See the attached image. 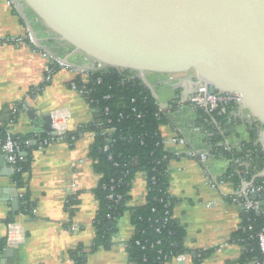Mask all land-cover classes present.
Segmentation results:
<instances>
[{"label":"crops","instance_id":"1","mask_svg":"<svg viewBox=\"0 0 264 264\" xmlns=\"http://www.w3.org/2000/svg\"><path fill=\"white\" fill-rule=\"evenodd\" d=\"M13 1L9 6L6 0H0V38L23 34L28 28L43 49L85 69L95 66L93 59L44 27L22 1ZM43 63L40 53L30 43L0 42V121L6 120L12 105L24 100L25 109L19 112L10 129L13 134L27 135L24 140L27 148L19 151L27 167L22 187L15 185L12 167L0 150V246L4 245L0 250V264H73L68 251L78 246L87 252L85 264H134L125 243L134 230L128 211L118 222L112 245L90 251L95 237L92 221L98 208L93 190L99 179L88 155L93 133H80L72 144L65 139L44 147L38 144L41 134L49 132L45 131L44 117L52 111L64 116L69 133L76 132L95 117L86 98L69 88L75 74L68 70H58L38 93L30 92L42 84ZM141 76L167 119L161 126L165 147L181 152L189 147L209 150L207 124L198 109L186 101L193 90V73L174 74L171 80L164 73L146 72ZM226 123L224 137L233 148L248 140V130L243 123L229 117ZM175 135L186 137L188 145L170 142ZM228 165L229 160L216 156L205 164L185 155L169 161L168 191L174 200L172 219L183 231L182 246L186 251L182 252L184 261L171 258L165 264H195L193 251L198 250L207 253L200 264H250L240 261L243 248L232 238L240 226L239 209L229 199L234 185L225 180L213 189L204 182L206 175L219 179ZM22 192L32 203L27 216L18 212ZM144 195V176L139 172L128 205L142 204ZM71 196L75 204L69 214L65 205ZM14 198L18 199L16 211L11 202ZM11 214L23 225L25 240L11 252L4 253ZM71 223L78 229L69 231Z\"/></svg>","mask_w":264,"mask_h":264},{"label":"trees","instance_id":"2","mask_svg":"<svg viewBox=\"0 0 264 264\" xmlns=\"http://www.w3.org/2000/svg\"><path fill=\"white\" fill-rule=\"evenodd\" d=\"M99 82H96L97 79ZM75 80L79 83V77ZM89 95L86 100L94 109V119L80 127L76 132H67L65 140L70 144L83 132H93V140L89 147V157L94 171L99 175L98 184L93 190L98 208L93 218L95 237L90 251L108 248L112 245L113 236L118 232V222L125 212H129L133 225V235L128 240L126 250L134 264H165L171 256L182 253L183 231L174 222L172 216L173 198L170 196L168 163L177 158L165 147L161 126L167 123L163 113L158 112V105L149 88L137 77V72L117 69L115 73L110 67H103L90 75ZM108 95L106 98L105 96ZM203 121L209 116L198 110ZM5 121H0V139L9 132L19 141L17 152L20 173H13L17 187L25 184L26 164L20 159L19 151L27 148L24 140L27 135L13 134L10 125V114ZM230 108L220 110V115L213 117L222 125L228 120ZM18 116V115H17ZM211 135L208 143L211 153L216 157L231 160V165L222 178L231 181L234 188H239L241 179L251 180L252 176L264 170V153L260 150L256 127H248V141H243L239 150L226 149L219 142L224 134H220L207 125ZM46 133H42L44 137ZM74 136V140H71ZM39 141V139H38ZM106 146V148H105ZM242 159L243 165L236 166L233 160ZM241 170L238 173L237 170ZM141 172L145 182V196L142 204L129 206L133 180ZM255 185L264 183V176L254 177ZM264 196V190L259 194ZM19 213L29 214L32 203L27 194L19 197ZM74 196L66 201V211L73 212ZM243 214V213H242ZM170 218L165 221V218ZM13 220V214L8 218ZM254 232L264 228V211L251 213ZM232 238L242 246L240 261L253 264L259 258V250L254 239H247L240 230L233 233ZM138 242V243H137ZM4 245L0 246V250ZM73 264H85L87 252L82 246L68 251ZM207 253L204 250L193 251L195 264Z\"/></svg>","mask_w":264,"mask_h":264},{"label":"water","instance_id":"3","mask_svg":"<svg viewBox=\"0 0 264 264\" xmlns=\"http://www.w3.org/2000/svg\"><path fill=\"white\" fill-rule=\"evenodd\" d=\"M20 1L60 40L113 73L191 72L192 89L204 82L212 93H237L262 125L264 143V0ZM44 120L52 131L50 115ZM11 202L18 210V199Z\"/></svg>","mask_w":264,"mask_h":264},{"label":"built area","instance_id":"4","mask_svg":"<svg viewBox=\"0 0 264 264\" xmlns=\"http://www.w3.org/2000/svg\"><path fill=\"white\" fill-rule=\"evenodd\" d=\"M13 3H14L13 0H6V4L9 6L13 5ZM0 42H5L9 44L27 42L33 45L35 50L38 53H40V56L44 60V63L41 67L42 84L30 91L34 94L38 93L43 86H46V84H48L51 81L52 77L58 70L63 69V70H68L75 74V77L69 81V88L77 92L84 98H86L89 95V91H90V89L88 88L90 75L93 72L103 67H106L97 62L94 67L89 69H85L81 66L73 64L69 62L66 58L59 56L55 53H52L46 49H43L41 45L37 42L36 36L34 35L33 31L28 28L24 31L23 34L2 37L0 38ZM168 75L171 80L174 74H168ZM76 77H79V83L77 80H75ZM137 77L140 78L141 82L148 87L146 80L141 75H138L137 73ZM99 81L100 79L98 78L96 82ZM209 88L210 86L208 84L201 82L199 85L194 87L192 93L187 97L186 101L189 102V104H191L194 108L205 112L209 116V120H207V125L222 135L224 134L223 125L220 122L216 121L213 116L215 114L220 115V110H224L229 107L230 113L228 117L231 120H235L243 123L247 127V130L248 127H252V126L256 127L258 134L257 141L260 145L261 152L264 153V143L262 141L263 127L260 124V122L252 115V113L243 105L240 96L237 93L222 92L217 90L212 93L210 92ZM105 97L107 98L108 95H106ZM157 105H158V112L163 113L160 105L158 103ZM24 109H25V103L24 100L22 99L17 101L14 105H12V107L10 108V112H11L10 114L12 116L10 122H13V118L17 117L19 112ZM49 115L51 119L50 125L52 131L46 132V135L44 137L39 138L38 144L40 147H44L50 143L63 140L68 132L66 129V125L64 123V116L62 117L57 111H52ZM225 124L227 125V123H224V125ZM209 135H211L210 132L208 133V136ZM70 139L74 140V136H71ZM170 142L174 144L182 145L184 147L188 145L186 137L181 135H175L170 139ZM242 142L243 141H241L236 148H233L229 144V142L225 140L224 137L223 141L219 142V145H223L226 149L229 150L230 149L239 150L242 145ZM164 144H166V142H164ZM0 149L4 154V158L6 162L9 163L10 166L12 167L13 173L22 172V169L18 164V157H17V152L19 150V141L13 138L11 134L7 132L5 133V136L2 139H0ZM210 151H211V147L209 148V150L208 149L199 150L193 147H189L185 149L184 152H181L178 149L171 150V152H173L174 155L177 157L185 155L187 157L196 159L202 162L203 164H205L207 160H210L211 158L215 157V155ZM241 160L242 159L240 158H236L235 160H233V162L238 167L240 165H243ZM230 165H231V160H229L228 167ZM237 172L241 173V170H237ZM263 172L264 170H261L260 172L256 173L255 175L252 176V179L259 173H263ZM136 175L133 180L132 188L134 186V182L136 181ZM251 180H246L242 178L239 188L234 189L232 194L229 195V199L231 203H233L239 209L240 212V226L238 227V230H240L241 234L244 235L247 239L250 240L254 239L256 246L259 250L260 257L255 258L253 264H264V228H261L260 230L254 232V225L251 220L252 212L255 211L256 213H260L261 211H264V196L261 197V199H258L260 197L259 194L261 193V191L264 190V183L255 185L254 181ZM204 182L211 188L216 189L226 181L223 180L222 178L214 179V177L206 175ZM131 190H130V195H131ZM253 194L256 195V199H252L251 196ZM208 205L209 204H207V206ZM22 215L27 216L28 214L22 213ZM170 218H172V216ZM170 218L166 217L165 221H167ZM77 229L78 227L74 223H71L68 226L69 231H75ZM24 240H25V231L21 222L15 219L8 221L7 235L5 238V247L13 250L16 247H18L20 244H22ZM127 242L128 240L125 241L126 245ZM171 258H174L177 261H184V254L183 253L175 254L171 256Z\"/></svg>","mask_w":264,"mask_h":264}]
</instances>
